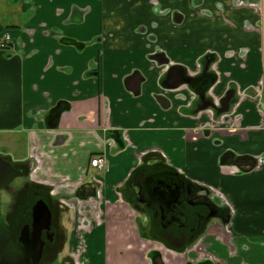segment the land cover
Segmentation results:
<instances>
[{"label":"crops","instance_id":"obj_1","mask_svg":"<svg viewBox=\"0 0 264 264\" xmlns=\"http://www.w3.org/2000/svg\"><path fill=\"white\" fill-rule=\"evenodd\" d=\"M220 2L231 24L200 13L217 12ZM229 4L0 0V26L14 38L9 51L0 50V156L29 175L13 183L18 189L8 192V207L20 189L40 186L61 213L93 212L88 226L75 223L74 239L84 241L73 244L82 245L86 264H264V168L237 176L220 170L226 155L243 157V167L264 153V30L256 9ZM149 43L191 75L207 53L218 56L212 95L227 101L234 89L238 101L210 124L213 130L210 111L194 117L188 110V86H164L166 66L150 59ZM242 49L245 68L235 56ZM63 103L68 108L55 125L52 113ZM155 149L166 153L169 167L217 188L215 203L234 208L228 229L214 226L187 251L146 240L143 218L124 190L143 153ZM96 157L105 160L103 171L92 167Z\"/></svg>","mask_w":264,"mask_h":264},{"label":"flooded vegetation","instance_id":"obj_2","mask_svg":"<svg viewBox=\"0 0 264 264\" xmlns=\"http://www.w3.org/2000/svg\"><path fill=\"white\" fill-rule=\"evenodd\" d=\"M244 7L254 8L258 11L260 17L258 27L260 26L264 30V0H260V2L230 0V10ZM153 8L158 15L164 16L167 13V11L161 9L158 1L153 2ZM216 9L217 12L209 9H200V13L208 17H213L217 13L222 20L231 24L226 14L227 8L224 7L223 3H218ZM13 42L14 38L11 29L0 26V50L9 51L13 46ZM151 45V43L147 45L151 51L150 59L161 66H166L164 86L172 90L182 85L188 86L194 100L188 110L193 112L194 117L210 111L214 118L208 121L207 126L213 130V126L210 124L223 120L225 116L222 117L221 115L230 113L238 101V99L236 100L237 90L234 89L227 91L226 94H229L227 101L216 99L212 95V89L219 81L218 72L214 69L219 61L218 56L215 53H207L202 63L198 64L199 73L191 75L188 69L173 64L164 52L159 51L158 47L153 48ZM261 53L264 56L263 48H261ZM235 56L240 60L241 68H245L247 52L242 49ZM263 86L260 91V103H263V105L261 104L262 108H264ZM137 87H140V84ZM230 101H232L233 105L231 104V107H228L229 109H224V105ZM62 107H66V110L68 104L59 105L52 113L53 124L55 123V125H58L63 112L59 114L58 119L56 113ZM198 108L199 111L197 112ZM262 110L263 123L260 129L264 130V109ZM150 156H153L151 159L154 160L151 163L147 162ZM222 160L223 163L220 166V170L224 175H243L258 172L264 168V153L254 157L252 165L243 167L242 164L245 161L243 157L229 159L228 155H226ZM229 160H231L230 162L233 165L227 164ZM169 164L170 160L162 150L155 149L151 152L143 153L140 166L131 175L124 192L143 218L142 232L148 238L146 240L159 244L162 242L187 251L193 249L198 240L210 232L214 226L228 229L232 222V210L234 208L230 203L225 206H218L213 199V195L218 192L216 187L203 181L192 180L185 176V172L173 169L169 167ZM16 169L19 170L17 167ZM21 170L22 172L18 176H24L27 173L25 168ZM27 175L28 173L25 176ZM11 184L4 190L8 191ZM178 189L180 190L178 191ZM46 191V188L40 186L32 189L28 187L22 188L16 196L14 195L13 202L7 213H3L1 205L3 220L11 232L14 242L23 241L28 243H25L28 249L26 254L29 257L30 264H33V257L36 256L34 234L39 227L41 237L39 240L43 242V249L41 258L36 264H45L53 254L67 243H70L69 245L72 248L70 258L73 264H86L84 260H80L83 257L82 251H79L78 245L75 247L73 244L76 239H74V236L70 238L69 233H66L61 221L62 211H57L48 201L42 198V196L46 195ZM177 191L181 195L176 202ZM40 200L45 201L46 205H48L51 213L50 223L47 222L44 213H42L40 221L35 222L34 220L36 213L34 208ZM178 202L180 204L177 205ZM72 232L74 233V230Z\"/></svg>","mask_w":264,"mask_h":264},{"label":"water","instance_id":"obj_3","mask_svg":"<svg viewBox=\"0 0 264 264\" xmlns=\"http://www.w3.org/2000/svg\"><path fill=\"white\" fill-rule=\"evenodd\" d=\"M183 84V83H182ZM21 171L16 170L14 166L0 156V263L1 264H30L29 257L26 252L28 251L27 242L18 241L14 242L9 228L6 226L2 214H1V191L6 189L20 174ZM180 189H178L179 191ZM177 191L176 202L180 199V193ZM180 202L177 203V205ZM34 220L35 222L42 219V213L46 215V220L50 223L51 213L43 200L38 201L35 208ZM35 245H36V256L33 257V264H36L42 255L43 242L39 239L40 237V228L36 229L34 234Z\"/></svg>","mask_w":264,"mask_h":264},{"label":"rangeland","instance_id":"obj_4","mask_svg":"<svg viewBox=\"0 0 264 264\" xmlns=\"http://www.w3.org/2000/svg\"><path fill=\"white\" fill-rule=\"evenodd\" d=\"M19 178H21V177H17L12 182L9 191H6V190L1 191V197H2V204L1 205H2L3 213H7L9 208H10V207H8V202L11 200L12 197L8 192H10L11 189L13 192L17 191L18 187H16V186L14 187L13 183L17 184L20 181V180H18ZM20 186H21V184H20ZM84 213H85V209H82V211L80 213H77V212L72 211V210H70V211L65 210L62 213L61 221L65 227L67 234L69 233V235H70V232L72 230H74V234H75L74 238H77V236H78L77 231H79V230H78V227H76L75 223L77 224L78 219L86 220L84 226L89 225L87 219L92 217L90 215H92L91 213H93V212H89L87 214L88 215L87 217H85ZM86 230H87V227H81L80 231H83L85 233ZM84 233H82V234H84ZM80 236H81V234H80ZM70 238H71V236H70ZM76 240L79 242H81L82 240L84 241V239H76ZM70 242H71V240H70ZM69 244L67 243L63 248H60L55 254H53L52 257H50L48 259V261L45 264H73V262L70 258V253H71L72 248ZM77 245H78V243H77ZM79 251L80 252L82 251V245L79 247Z\"/></svg>","mask_w":264,"mask_h":264},{"label":"built area","instance_id":"obj_5","mask_svg":"<svg viewBox=\"0 0 264 264\" xmlns=\"http://www.w3.org/2000/svg\"><path fill=\"white\" fill-rule=\"evenodd\" d=\"M91 165L97 171H103L106 168L105 160L101 157H96V158L92 159Z\"/></svg>","mask_w":264,"mask_h":264},{"label":"trees","instance_id":"obj_6","mask_svg":"<svg viewBox=\"0 0 264 264\" xmlns=\"http://www.w3.org/2000/svg\"><path fill=\"white\" fill-rule=\"evenodd\" d=\"M65 108L66 107H62V108H60V109H58L59 111H57V113H56V116H57V119H58V117H59V114L61 113V112H63L64 110H65Z\"/></svg>","mask_w":264,"mask_h":264}]
</instances>
